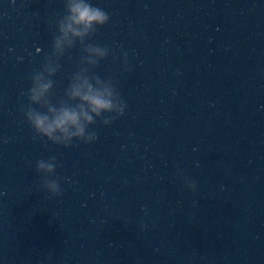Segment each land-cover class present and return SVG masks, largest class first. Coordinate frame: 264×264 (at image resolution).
<instances>
[{"label":"water","instance_id":"95a60500","mask_svg":"<svg viewBox=\"0 0 264 264\" xmlns=\"http://www.w3.org/2000/svg\"><path fill=\"white\" fill-rule=\"evenodd\" d=\"M89 2L110 20L85 44L109 56L94 67L69 34L33 107L92 75L127 107L65 148L21 111L65 0H0V264H264V0ZM53 156L56 198L35 171Z\"/></svg>","mask_w":264,"mask_h":264},{"label":"clouds","instance_id":"9594fccd","mask_svg":"<svg viewBox=\"0 0 264 264\" xmlns=\"http://www.w3.org/2000/svg\"><path fill=\"white\" fill-rule=\"evenodd\" d=\"M65 13L57 24L59 35L53 37L51 55L45 56L42 70L35 71L31 76L32 86L27 93L29 103L27 106L22 107L21 111L36 136L68 148L72 147L73 141L84 144L95 141L98 138L97 134L94 131H89V128L94 126L97 120H100L104 126L111 125L116 119L125 114L127 105L113 80H102L92 75L90 79L94 80L100 87L94 88L89 83L88 78L77 84H72L70 80L65 91L67 100H65V97L59 100L60 107L58 109L48 107V114L46 115L44 111L33 107L39 106L42 110L46 107V105L40 103V100L44 93L53 89L52 77L56 75L60 68L59 60L56 67L49 71L51 79L46 83H41L43 72L48 70L54 56H64L65 51L62 46L64 41H68L70 49L75 46L76 41L70 40L69 34L76 38L81 45L83 53L81 59H87L85 53L96 57L90 60L94 67L110 54V50L106 47L85 44L86 39H90L99 28L109 23L108 13L100 7L93 6L89 0H65ZM123 55L125 57L124 71L130 72L132 69L127 63V54ZM115 60L116 57L114 56L113 62ZM56 167L55 156L47 160L38 159L35 164V171L42 178L41 186L51 198H56L62 194L59 180L53 178ZM183 179L185 185L190 190L195 191V183L187 178Z\"/></svg>","mask_w":264,"mask_h":264}]
</instances>
